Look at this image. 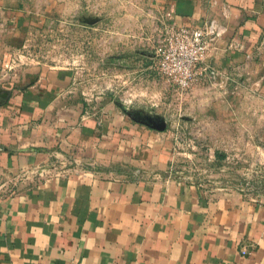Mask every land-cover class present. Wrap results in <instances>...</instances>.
<instances>
[{
	"label": "crops",
	"instance_id": "crops-1",
	"mask_svg": "<svg viewBox=\"0 0 264 264\" xmlns=\"http://www.w3.org/2000/svg\"><path fill=\"white\" fill-rule=\"evenodd\" d=\"M139 1L216 19L230 63L264 75V0ZM1 57L0 264H264V204L173 178L165 134L79 110L72 71L13 76Z\"/></svg>",
	"mask_w": 264,
	"mask_h": 264
},
{
	"label": "rangeland",
	"instance_id": "rangeland-1",
	"mask_svg": "<svg viewBox=\"0 0 264 264\" xmlns=\"http://www.w3.org/2000/svg\"><path fill=\"white\" fill-rule=\"evenodd\" d=\"M11 13L0 54L13 76L72 71L79 110L120 112L165 134L173 178L264 204L259 68L230 63L228 46L214 41L193 84L179 87L154 59L168 13L139 0H14Z\"/></svg>",
	"mask_w": 264,
	"mask_h": 264
},
{
	"label": "built area",
	"instance_id": "built-area-1",
	"mask_svg": "<svg viewBox=\"0 0 264 264\" xmlns=\"http://www.w3.org/2000/svg\"><path fill=\"white\" fill-rule=\"evenodd\" d=\"M164 35L155 48L154 59L161 73L182 88H189L196 79L197 67L208 55L213 42L222 34L216 19L200 26L174 22L170 15Z\"/></svg>",
	"mask_w": 264,
	"mask_h": 264
}]
</instances>
